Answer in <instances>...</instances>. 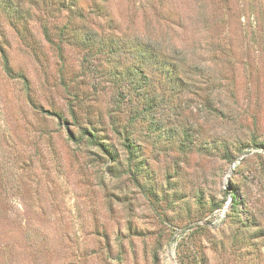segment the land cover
<instances>
[{
  "label": "rangeland",
  "instance_id": "1",
  "mask_svg": "<svg viewBox=\"0 0 264 264\" xmlns=\"http://www.w3.org/2000/svg\"><path fill=\"white\" fill-rule=\"evenodd\" d=\"M17 2L35 41L0 12V264H264V0H79L76 29L111 53L60 36L66 9ZM139 39L187 84L151 72L159 103L133 121L113 73Z\"/></svg>",
  "mask_w": 264,
  "mask_h": 264
},
{
  "label": "trees",
  "instance_id": "2",
  "mask_svg": "<svg viewBox=\"0 0 264 264\" xmlns=\"http://www.w3.org/2000/svg\"><path fill=\"white\" fill-rule=\"evenodd\" d=\"M103 1L104 0H94L93 11L96 14H104L105 7L103 5ZM41 3L42 5H44L47 12L55 11L56 14H59L62 9L67 10L69 16L62 24L63 28H69L71 25L76 23L75 21H78L79 25L76 24L77 27H75V30H73L72 33L67 32L66 34H64V29H62L60 36L71 35L72 37H76L79 44H82L83 46L89 45L91 46V48L100 50L101 52L106 48L109 53L112 52L111 48H113L114 46L113 40L112 42H109L105 37L106 39H101L98 44L97 39H95L94 37L96 32L86 30L85 33H82L80 32V30H77L78 27H81V29H83L84 24L88 20L87 14L84 13L79 0H41ZM0 9V12L5 11L11 18L14 19V21L22 22L23 29L20 31V34L23 36V39L28 42L29 46H32L31 41H35V39L33 38L31 28L29 27V21L27 19V17L31 16L33 12L32 9L18 4L17 0H0ZM42 33L46 42H49L50 44L55 45L60 49V45L55 43L54 39L52 38V32L50 29V24L48 22L42 23ZM129 48L133 53V59L135 61L131 64H128L121 73L114 72L113 74H115L114 77L116 78V80H119L123 78L124 75H126L128 77V81L131 84V87L134 88L137 96L144 103V108L140 110L135 116H133L132 120L134 121L139 118L145 120V117L154 112V106L158 105L160 99V95L157 91V86L151 83V72L154 75H156L157 73L160 74L161 72L167 73V77L171 82L170 84H172L173 92L178 90V86H184L187 83L185 82V80L179 79L178 75L181 68L180 64H178L176 61H173L169 56H166V54L162 50L152 45L150 42H145L142 39H139L136 40V42L131 43V45L129 44ZM3 66L5 71L9 73L11 72V65L6 54L3 55ZM116 132L118 131L116 130ZM120 132H124L125 137H123V142L125 146H127V148L132 151L133 145L136 144H128V142L130 141L129 137L132 135H130L126 128H124ZM88 133L90 135L88 139L92 143L97 145L100 150L104 151L105 153L112 152L108 146H106L104 143H101L96 139V137H94L96 136L94 133H92L91 131H88ZM232 196L234 199V195Z\"/></svg>",
  "mask_w": 264,
  "mask_h": 264
}]
</instances>
